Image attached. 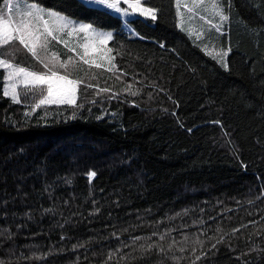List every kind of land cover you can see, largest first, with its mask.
<instances>
[{
	"label": "trees",
	"instance_id": "16d2710c",
	"mask_svg": "<svg viewBox=\"0 0 264 264\" xmlns=\"http://www.w3.org/2000/svg\"><path fill=\"white\" fill-rule=\"evenodd\" d=\"M27 2L113 31L116 67L88 82L110 92L35 111L0 72V264H264V0H231L227 69L175 0H141L158 19L139 35L84 0Z\"/></svg>",
	"mask_w": 264,
	"mask_h": 264
},
{
	"label": "snow or ice",
	"instance_id": "6c2138e0",
	"mask_svg": "<svg viewBox=\"0 0 264 264\" xmlns=\"http://www.w3.org/2000/svg\"><path fill=\"white\" fill-rule=\"evenodd\" d=\"M0 3L4 4V7H0V56L5 54L15 55V52L9 53V48L18 43L43 68L42 71H33L29 70L28 67L11 62L10 59H0V69L6 70L7 73L6 85L3 91L4 96L10 95L14 102H20L18 88L28 89L32 94L39 92L42 98L32 109V111H35L45 105H76L82 84L86 88L97 89V95L110 92L109 88H99L98 85L91 83L85 84L83 79L75 78L73 71L77 68V63L74 61L73 56L61 60L58 54L53 53V58L48 59L47 57L42 58L40 53H46L50 42L56 41L79 57V61L83 64L89 67L105 68L107 63L106 70L112 71L116 67L112 64L115 56L112 55L113 49L108 47V44L114 39L113 31H99L100 25L97 24L94 27L95 21L80 23L55 9H45L39 6L38 2L29 3L27 0H15L14 4L13 0H0ZM89 3L103 6L106 14H118L124 27L133 30L134 35H139L132 29V25L138 22L139 17L152 22H156L158 19L157 6H142L141 0H89ZM144 3L149 4L151 0H144ZM175 3L179 15L181 0H175ZM222 3L228 4L229 0H222ZM107 10L111 11L107 12ZM191 11L192 8H188V12ZM217 15L221 21L228 19L222 11H218ZM208 23L211 24V21H208ZM212 27L216 32L221 31L220 25H213ZM73 32L85 34V42L80 46L82 51H77L75 47L69 48L67 40L61 38V34L71 37ZM197 39H199V36H197ZM227 55L228 52L224 51L219 57L213 56V59H218L221 66L227 69L228 64L225 61ZM128 94L135 96L138 93L129 92ZM117 96L118 94L114 93L112 98H117ZM75 115L73 113V118H75ZM217 123L219 122L217 121ZM95 175L94 171L89 173L90 177ZM234 231H238V229ZM160 238L164 239L163 236ZM135 239L141 238L136 237Z\"/></svg>",
	"mask_w": 264,
	"mask_h": 264
},
{
	"label": "rangeland",
	"instance_id": "374dc122",
	"mask_svg": "<svg viewBox=\"0 0 264 264\" xmlns=\"http://www.w3.org/2000/svg\"><path fill=\"white\" fill-rule=\"evenodd\" d=\"M13 3L15 4V0H13ZM141 3H142V6L148 7L143 2ZM206 5L209 7L208 8L209 14H216L217 21L208 16L206 17L204 16V0H181L180 14L179 15L177 14L178 19H179L180 28L183 31L190 29L189 31L192 33V35L199 36L198 40L200 41V45L203 48V50H204V35H206L207 33V27L204 26V23L202 22H204L205 20L206 22L211 21V23H215V25H217L218 23L221 25L223 21L219 19L217 12L222 11L223 14L228 17V19L226 20L228 23L229 13H230L229 5H231V0H229L228 4L222 3V0H206ZM1 7H4V4H2ZM44 8L48 9L46 7ZM188 8H192V11L190 13H193L194 16H196V18H200L202 22H200L193 16H188L186 13L188 12ZM73 20L79 21L80 23H85L80 20H76V19H73ZM98 30L107 31V30H101V29H98ZM220 34H222V32H220ZM223 36L224 35L222 34V37ZM61 38L64 40H67L69 48L75 47L77 51H82L80 46L85 42V34L73 32L71 37L67 36L66 34H61ZM218 42H219V39H218ZM110 43L111 41L109 42L108 47H110ZM205 49L209 55L217 56V57H219V55L224 51L228 52L227 57H229V55L231 54L230 47H226L223 43H220V45L212 44L211 46H206ZM12 52H15V55L5 54L3 56H0V59H4V58L10 59L11 62L17 63L20 66L28 67L29 70H33V71L43 70L42 66L36 61V59L33 58L32 55L28 53L27 50L24 49L22 46H20L18 43L10 46L9 53H12ZM53 53L58 54L61 60L67 59L68 56H73V59L77 63V66H80V70L73 71V76L75 78L83 79L84 83L94 81L96 77L100 76L103 72H106V73L114 72V70L112 71L106 70L108 66L107 63L105 64V68H95L94 66L89 67L88 65L83 64L82 62L79 61V57L75 56L74 53L68 51V49L65 48L63 44L57 43L56 41H51L49 44L48 51L46 53L41 52L40 55L42 58L47 57L48 59H52ZM227 57H225V61L228 64ZM112 64L115 65L114 60H112ZM0 72H4L5 74L4 82L6 85V75H7L6 70L0 69ZM92 77H95V78L93 79ZM20 88L17 89L18 99H19V89ZM8 97L11 98L10 95Z\"/></svg>",
	"mask_w": 264,
	"mask_h": 264
},
{
	"label": "crops",
	"instance_id": "0c3cea01",
	"mask_svg": "<svg viewBox=\"0 0 264 264\" xmlns=\"http://www.w3.org/2000/svg\"><path fill=\"white\" fill-rule=\"evenodd\" d=\"M84 1H86V0H84ZM86 2H88V1H86ZM208 8L209 7L206 5V0H204V16L205 17L206 16H211L213 18H216V14H209L208 13V11H209ZM186 13H187L188 16H193V17L196 18V16H194L193 13H189V12H186ZM196 19L199 20L200 22H202L200 20V18H196ZM216 21H217V18H216ZM202 23H204V26L207 27V33H206V35H204V49H205L206 46H211L213 44V42H215V41L217 42L218 41V38L219 37H222L223 31L225 33L227 21H223V23L221 24V31L220 32H222V34H220V32H216L215 29H214V27H212L213 25H215V23L209 24L205 20ZM189 30L190 29H187L186 30V32L188 33V35L191 36L192 38H194L200 44V41L197 39V36L196 35H192V33ZM205 51H206V49H205ZM76 70H80V66H77V68L74 71H76Z\"/></svg>",
	"mask_w": 264,
	"mask_h": 264
},
{
	"label": "bare ground",
	"instance_id": "6f19581e",
	"mask_svg": "<svg viewBox=\"0 0 264 264\" xmlns=\"http://www.w3.org/2000/svg\"><path fill=\"white\" fill-rule=\"evenodd\" d=\"M27 236H28V235H27ZM30 236L32 237L33 235L30 234ZM29 241H32V240H28V242H29ZM26 243H27V242H26ZM27 245H28V244H27ZM32 245H34L33 242H32ZM28 246H31V245H30V242H29V245H28ZM34 248H35V246H34ZM44 262H46V261H44ZM53 262H54V261H53ZM46 263H47V262H46Z\"/></svg>",
	"mask_w": 264,
	"mask_h": 264
},
{
	"label": "built area",
	"instance_id": "2783aa9c",
	"mask_svg": "<svg viewBox=\"0 0 264 264\" xmlns=\"http://www.w3.org/2000/svg\"><path fill=\"white\" fill-rule=\"evenodd\" d=\"M129 29V28H128ZM130 30V29H129ZM131 31V30H130Z\"/></svg>",
	"mask_w": 264,
	"mask_h": 264
}]
</instances>
